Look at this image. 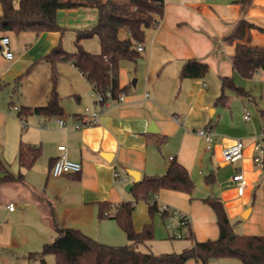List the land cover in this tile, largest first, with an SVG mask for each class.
<instances>
[{
    "label": "crops",
    "instance_id": "0c3cea01",
    "mask_svg": "<svg viewBox=\"0 0 264 264\" xmlns=\"http://www.w3.org/2000/svg\"><path fill=\"white\" fill-rule=\"evenodd\" d=\"M95 1L58 0L57 21L66 30L64 34L0 31V40L8 37L13 52L12 60L6 59L0 44V162L14 176L21 172L24 175L23 183H0V264H27L29 253L39 252L45 243L55 239V223L106 245L131 244L113 218L99 219L98 204L110 203V213H114L118 205L132 201L131 191L126 188L136 183L128 170L138 172L141 180L164 174L174 160L188 170L195 191L189 196L163 190L154 201L158 206L166 204L187 213L196 241L219 237L216 214L203 202L209 197L222 200L237 233L264 236V155L261 164H255L253 159L254 145L264 125V94L258 103L253 93L238 95L233 90L237 96L255 101L256 110L249 120L243 113L248 107L244 101L233 106L230 116L221 109H232L231 96L226 94L230 98L228 106L216 105L222 93V77L234 83L239 77L233 68L236 46H264V0H254L246 12L238 0H164L163 18L156 28L147 30L141 57L121 64L119 85L125 89L124 101L108 109L99 123L79 130L60 127L59 118L71 125L84 114L83 106L93 94L88 79L66 61L57 64L63 116H23L25 108L47 106L52 82L51 65L45 58L60 43L67 52H76L77 32L91 30L97 24ZM81 45L91 53L101 51L97 35L82 40ZM191 60L208 65L209 72L203 79L181 76L183 66ZM34 63L17 87L16 80ZM92 99L91 108L97 110L96 99ZM203 128L214 133L211 149L197 134ZM238 140L244 143L243 158L232 163L233 174L225 177L221 169H215L216 164H229L222 151ZM22 143L42 149L35 165L24 171L19 165ZM59 146H66L68 158L82 164L80 174L52 175L54 161L61 154ZM238 171L249 181L243 195H239L232 179ZM207 173L214 176L213 184L205 182ZM3 176L0 168V178ZM211 186L213 191L209 190ZM198 188L203 194L195 195ZM10 204L15 205L13 211L8 209ZM147 207L143 203L136 205V231L150 224ZM15 217L25 221L16 223ZM17 224L28 228L25 238L15 231ZM157 233L155 230V240L134 247L157 255L178 252L166 251L167 241L156 242ZM191 246L192 241L180 247L179 252ZM33 264H56V259L47 255ZM185 264L202 263L190 259ZM208 264L243 263L224 258L212 259Z\"/></svg>",
    "mask_w": 264,
    "mask_h": 264
},
{
    "label": "trees",
    "instance_id": "16d2710c",
    "mask_svg": "<svg viewBox=\"0 0 264 264\" xmlns=\"http://www.w3.org/2000/svg\"><path fill=\"white\" fill-rule=\"evenodd\" d=\"M254 0H238L237 4L246 12ZM98 10L97 24L86 31L76 34V52H67L61 43L47 56L51 65L52 91L50 100L45 107L25 108L21 114L28 116L36 114L47 118L63 116L61 97L57 90V64L61 61L73 63L92 84L93 92L106 96L111 90L113 98H118L125 89L119 85V71L124 61L136 62L141 54L138 44L146 40L148 29L156 28L164 15V0H129L119 3L116 0H96ZM0 31L20 34L33 32L66 31L57 21L58 0H0ZM127 37L122 38L121 34ZM97 35L100 39L101 51L91 53L85 50L81 41ZM36 65L32 64L23 76L16 80L17 87ZM234 70L243 78L249 79L259 71H264V46L238 44L233 60ZM209 72L208 65L191 60L183 66V78L203 79ZM222 93L216 100V105L228 106L230 98L226 89L236 91L238 95L247 92L237 86L233 79L222 77ZM106 97L104 101H106ZM21 115V117L23 118ZM42 155L40 147L21 144L19 149V165L22 171L31 169ZM4 176L0 183H23L24 175L11 174L0 162ZM207 184H213V175L206 177ZM195 184L188 170L179 162L172 161L162 175L146 176L137 182L132 190L134 200L118 205L114 213H110L111 204H98L99 219L113 218L126 234L129 245L110 246L103 244L84 233L69 228H60L55 223L56 237L52 242L45 243L39 252H31L27 256V264L42 260L47 255H54L56 264H185L190 259L208 264L212 259L235 258L243 264H264V236L239 234L229 219L226 208L220 198L209 197L203 202L209 205L216 214L219 237L216 240L198 242L191 229L187 239L192 246L179 253L157 255L152 251H140L134 246L152 241L155 237L153 223L147 224L141 231L134 227L133 215L139 201L148 205L151 216L160 212L164 218L166 212H161L156 201L151 198L163 190L175 191L192 196Z\"/></svg>",
    "mask_w": 264,
    "mask_h": 264
},
{
    "label": "built area",
    "instance_id": "2783aa9c",
    "mask_svg": "<svg viewBox=\"0 0 264 264\" xmlns=\"http://www.w3.org/2000/svg\"><path fill=\"white\" fill-rule=\"evenodd\" d=\"M0 44H1V52L3 56L8 60H12L13 52L10 49V39L8 37H3L0 40ZM137 50L139 52H143L144 45L138 44ZM92 95L96 99L99 108L97 110H91L89 108H86L84 114L76 117L74 123L71 125H69L64 119L59 118L58 123L61 128L64 129L74 128L76 130H79L83 127L95 125L99 123L100 117L108 109H110L114 105L122 103L125 98L124 92L120 94L118 98H113L111 90H108L105 96L107 99L106 101H104L105 97L99 93L93 92ZM13 109L18 110L19 108L17 106H14ZM245 119L249 120L250 115L246 114ZM197 134L198 136L205 139L207 143V147L211 149L214 144L213 131L210 128H203V129H199L197 131ZM263 140H264V125L262 126V130L260 133V139L254 145L253 159L255 164H261L262 162V158L264 155ZM58 150L61 154L54 161L52 167V175L54 177H60L63 175L80 174L82 172V164L79 162L72 161L68 158L66 146H59ZM243 154H244V143L241 140H238L233 146L227 147L222 151V157L224 161L227 163H236L240 161L243 158ZM115 178L116 179L119 178L118 174H115ZM232 179L233 182L236 183L239 195H243L245 189L249 186V181L240 171L236 172V174L233 176ZM8 209L10 211H13L15 209L14 204H10L8 206ZM159 209L161 212L167 213V217L169 218L170 221L169 227L173 232V237L176 239H182L183 233L186 234L188 230L187 227L190 226L188 216L185 213L175 208H172L166 204L159 206ZM183 228L184 231H182Z\"/></svg>",
    "mask_w": 264,
    "mask_h": 264
},
{
    "label": "rangeland",
    "instance_id": "374dc122",
    "mask_svg": "<svg viewBox=\"0 0 264 264\" xmlns=\"http://www.w3.org/2000/svg\"><path fill=\"white\" fill-rule=\"evenodd\" d=\"M235 84L237 86L243 88L245 91L250 92L251 94L253 93L257 97L256 100L259 103L260 102V96L262 94H264V72L263 71H259V72L255 73L254 76L249 78V79H245V78H243L242 76L239 75V77L237 76L236 79H235ZM225 93L232 97V103H231L232 109H221L222 112H224V115L230 116L231 115V110L234 111L233 106L234 107L238 106L241 103V101L246 102V104L248 105V107L246 108V110L243 113L252 115L253 110L254 111L256 110L255 101L253 99L251 100V97H248V96H237L236 93L233 90H231V89L226 90ZM92 96L93 95L90 94V96H89L90 99H89V101H87V103H85L87 105L84 104L83 108L85 107V109L89 108V109L93 110L91 108V103H92L91 100H93ZM213 139H214V136H213ZM233 167L234 166H233L232 163H229L228 165H226V167H221L220 164H216L215 169L216 170L217 169H221L225 177H230L233 174V171H232ZM207 175H208V173H207ZM199 184L201 185L203 183L200 181ZM201 186H205V185H201ZM209 190L213 191L214 187L211 186ZM197 194L198 195L203 194V192H202V190L200 188H198L197 193H195V195H197ZM131 196H132V200H134L132 194H131ZM154 200H157V196L156 195L151 198L150 202H153ZM142 203L147 206L146 202H144V201H139L138 202V204H142ZM170 207L175 208L173 206H170ZM175 209L183 212L182 210H180L178 208H175ZM146 211H147V214L150 217V221L148 223H153L154 229L156 231H158L156 242L160 243L162 240L168 242V243H166V245H168L169 247L167 248L166 251H168V252L169 251H178V252H170V253H179L180 247L184 246L187 243L190 244L191 241L189 239H187L188 231L191 229L190 226L187 227L188 230H187L186 234L183 233V238L182 239H176V238L173 237V232H172L171 228L169 227L170 221H169L168 217L163 218L160 213H156L154 216H151L149 214V212H148V207H147ZM183 213H185V212H183ZM185 214L188 216L187 213H185ZM13 221H16V223H21V222H24L25 220L22 217H15V218H13ZM2 223H3V221L1 222L0 226L2 225ZM15 231L17 232V234L20 235V238H25L26 237V232L28 231V228L25 227L24 225L17 224L15 226ZM182 231H184V228L182 229ZM155 238L156 237H154L153 240H155ZM140 248L141 249H146L144 247H140Z\"/></svg>",
    "mask_w": 264,
    "mask_h": 264
},
{
    "label": "water",
    "instance_id": "95a60500",
    "mask_svg": "<svg viewBox=\"0 0 264 264\" xmlns=\"http://www.w3.org/2000/svg\"><path fill=\"white\" fill-rule=\"evenodd\" d=\"M153 128L154 124L151 125ZM128 173L130 176H132L135 180V183L139 182L140 181V174L136 171H133V170H128ZM133 184H129L128 187L126 188L127 191H131V189L133 188ZM243 217H246L245 215Z\"/></svg>",
    "mask_w": 264,
    "mask_h": 264
}]
</instances>
